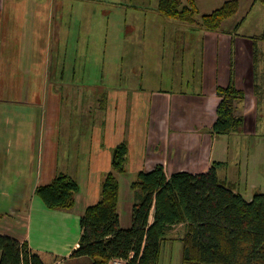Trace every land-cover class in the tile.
<instances>
[{
	"label": "crops",
	"instance_id": "crops-1",
	"mask_svg": "<svg viewBox=\"0 0 264 264\" xmlns=\"http://www.w3.org/2000/svg\"><path fill=\"white\" fill-rule=\"evenodd\" d=\"M38 1L0 0V115L12 112V107L18 112L19 107L29 106L32 72L23 68L29 75L23 84L14 83L13 77H17V58L23 62L36 52L42 59L39 82L36 81L39 88L46 89L53 78L57 87L65 85L78 90L83 87L92 91L101 88V85L66 81L67 76L74 78L72 74L76 68L68 70L67 63L72 66L79 58V48L62 49L65 41L73 42L76 38L74 23L64 20L65 14L72 16L65 12L64 0L54 4ZM193 27L202 29L200 25ZM204 31L205 37L212 32ZM205 40L193 39L192 43H185L182 65L189 87L187 92L183 85L175 87L180 90L174 96V87L164 90L154 82L146 90L141 87L132 92L127 86L117 90L104 85L99 114L90 110L78 113L68 104L61 113L51 108L50 119L45 121L47 133L43 134L40 129L34 145L29 134L31 113L25 116V110L20 118L23 122L20 134L24 140L21 148L14 145L15 140L9 142L13 138L9 133L2 138L0 130V186H14L12 195L0 205V234L27 242L31 249L60 256L56 264H92L87 257L71 258V254L79 247L80 221L87 208L98 203L102 178L111 171L114 152L121 143L129 147L127 172L118 175L121 185L118 213L123 229L133 225V209L138 200V193L132 189L135 175L150 172L158 165H162L171 177L180 172L206 174L215 164L221 182L232 186L247 201L251 202L257 193L264 194V136L253 142L246 139L256 136L258 131V126L249 123V118L259 121L258 105L251 96L256 85L254 70L245 69L242 77L236 75L235 67L221 72L217 66L219 51L209 67L207 45L200 48L202 62L197 66V57L191 55L190 50ZM190 56L194 60H190ZM131 59L142 62V57ZM12 62L11 67L3 68ZM230 85H235L246 96V101L236 102L235 109L236 115L244 118V125L232 134L218 135L214 131L221 101L217 88ZM67 96L70 100L72 93ZM95 96L96 93L91 92L88 100ZM55 132L57 146L45 140ZM61 141H64L63 147ZM47 158L49 166L45 171ZM61 173L75 178L80 186L72 210H50L36 194L38 187L50 184ZM175 261L183 264L182 257Z\"/></svg>",
	"mask_w": 264,
	"mask_h": 264
},
{
	"label": "trees",
	"instance_id": "trees-1",
	"mask_svg": "<svg viewBox=\"0 0 264 264\" xmlns=\"http://www.w3.org/2000/svg\"><path fill=\"white\" fill-rule=\"evenodd\" d=\"M157 8L168 19L218 31L223 22L237 15L239 2L228 1L202 19H198L197 0H159ZM260 39L264 40V34ZM217 94L221 101L214 131L218 135L237 132L244 118L236 115V102L245 98L244 93L230 85L218 87ZM128 154L126 143L116 147L112 169L100 184V199L87 208L80 221L79 247L71 258L87 257L92 264H112L115 259L159 264L170 230L182 225L184 232L178 238L183 245V264H264V194L257 193L247 201L221 182L215 164L201 175L180 172L168 177L162 165L137 173L132 183L138 193L133 225L123 229L118 175L127 172ZM79 190L75 178L61 173L50 184L38 187L36 194L50 210H72ZM0 252V264H56L61 260L54 253L31 249L27 242L2 234Z\"/></svg>",
	"mask_w": 264,
	"mask_h": 264
},
{
	"label": "rangeland",
	"instance_id": "rangeland-1",
	"mask_svg": "<svg viewBox=\"0 0 264 264\" xmlns=\"http://www.w3.org/2000/svg\"><path fill=\"white\" fill-rule=\"evenodd\" d=\"M58 1L60 0H39L38 2L54 4ZM228 1L231 0H215L214 2L209 0L206 4L205 0H197L198 19H202L205 14H211ZM237 1L239 2L237 15L227 20L220 30L212 31L205 37L204 27L195 28L161 15L157 8L159 0H64L65 12L72 16L67 17L65 14L64 20L74 23L73 33L76 38L73 42L65 41L62 49L79 48V58L76 63L73 62L72 66L67 63L68 70L76 66L72 74L74 78L67 76L66 81L101 85V88L92 91L83 87L79 90L72 87L66 88L65 85L58 84L57 87L54 78L52 84L46 89L39 88L37 83L39 82V68L42 64L39 52L23 62L19 57L17 58L19 59L17 60L19 63L17 77H13V82L23 84L22 81L26 80L25 78L28 80V72L25 74L23 68L32 72L29 106L19 107L18 112L14 110L15 107H12V112L0 115L1 137L9 133L13 136L9 142L15 140L16 147L23 146L24 140L20 134L23 128V122L20 119L23 110H25L23 114L25 116L31 113L32 125L29 134L32 135L33 145L38 140L40 129L43 134L47 133L45 121L50 119L51 108L61 113V109L68 104L78 113L85 114L90 110V112L99 114L105 86L117 90L121 86H127L129 92H132L141 87L146 90L147 86L154 82L162 86L164 90L183 85L187 92L189 87L187 79L184 78L182 65L185 43H192L193 39L201 42L206 38L205 42L196 43L195 47L193 45V49L190 50V54L197 57V66H200L202 62L199 56L200 48L207 45L209 67L216 52L219 51L217 66L221 72L227 67H235L236 75L242 77L245 75V69L254 70L253 78L256 85L252 88L251 96L255 98L258 105L257 118L259 121L256 118L254 120L249 118V123L251 126L254 124L258 126V131L256 136H249L246 139L252 142L260 140L259 138L264 136V40L260 39L264 34V3L260 0ZM171 25H174V28H171ZM125 31L127 37H125ZM213 36L217 38L212 40ZM212 41L216 43L211 44ZM6 54L8 55L7 52ZM134 57H142V62L132 60L131 58ZM189 58L194 60L193 56ZM1 64L0 60V66ZM12 64L14 62L10 65L5 64L3 68L8 69L7 67H11ZM178 79L180 81L177 82ZM2 82L5 84L4 80ZM190 88L193 89L194 85ZM179 90L180 88H175L173 95L176 96ZM91 92H95L96 96L89 101ZM14 93L16 94V91ZM69 93H72V96L69 97L70 100H67ZM54 105L60 106L55 107ZM41 122L42 125H40ZM51 123L54 126V122ZM240 134L244 133L241 131ZM56 138L58 137L55 132L53 136L46 137L45 140L48 144L57 146L59 141ZM60 146H64V141H61ZM48 161L49 158L44 162L45 171L49 166ZM60 171L63 170L60 169ZM13 191L14 186H0L1 206L5 204ZM151 222H153V216ZM184 228L185 226L180 225L170 230L167 241L162 245L159 264H180L175 260L179 261L182 257L183 245L178 237L184 232Z\"/></svg>",
	"mask_w": 264,
	"mask_h": 264
},
{
	"label": "built area",
	"instance_id": "built-area-1",
	"mask_svg": "<svg viewBox=\"0 0 264 264\" xmlns=\"http://www.w3.org/2000/svg\"><path fill=\"white\" fill-rule=\"evenodd\" d=\"M112 264H130V262L129 260L115 259L112 261Z\"/></svg>",
	"mask_w": 264,
	"mask_h": 264
}]
</instances>
